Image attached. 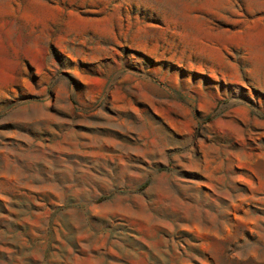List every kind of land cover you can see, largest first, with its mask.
<instances>
[{
    "label": "rangeland",
    "instance_id": "obj_1",
    "mask_svg": "<svg viewBox=\"0 0 264 264\" xmlns=\"http://www.w3.org/2000/svg\"><path fill=\"white\" fill-rule=\"evenodd\" d=\"M0 264H264V0H0Z\"/></svg>",
    "mask_w": 264,
    "mask_h": 264
}]
</instances>
